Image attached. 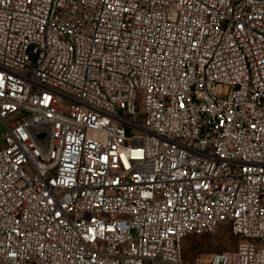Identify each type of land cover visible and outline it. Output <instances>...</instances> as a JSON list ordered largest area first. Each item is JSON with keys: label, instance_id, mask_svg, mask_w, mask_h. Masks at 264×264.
Wrapping results in <instances>:
<instances>
[{"label": "built area", "instance_id": "2783aa9c", "mask_svg": "<svg viewBox=\"0 0 264 264\" xmlns=\"http://www.w3.org/2000/svg\"><path fill=\"white\" fill-rule=\"evenodd\" d=\"M0 126V264H264V0H0Z\"/></svg>", "mask_w": 264, "mask_h": 264}, {"label": "rangeland", "instance_id": "374dc122", "mask_svg": "<svg viewBox=\"0 0 264 264\" xmlns=\"http://www.w3.org/2000/svg\"><path fill=\"white\" fill-rule=\"evenodd\" d=\"M5 132L0 126V136ZM239 241L233 237L229 228H220L216 234L189 236L182 242V250L185 262L196 259L207 260L211 255L235 249Z\"/></svg>", "mask_w": 264, "mask_h": 264}]
</instances>
